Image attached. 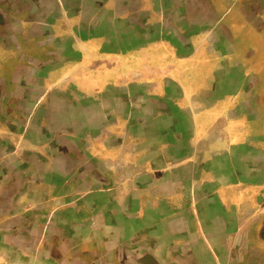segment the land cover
Instances as JSON below:
<instances>
[{
  "label": "crops",
  "instance_id": "crops-1",
  "mask_svg": "<svg viewBox=\"0 0 264 264\" xmlns=\"http://www.w3.org/2000/svg\"><path fill=\"white\" fill-rule=\"evenodd\" d=\"M55 1L44 31L58 59L39 75L53 106L91 113L53 109L56 130L100 163L127 232L161 224L152 241H188L195 264L256 255L246 235L264 219V0ZM0 141L20 170L44 160L38 134L22 143L0 125ZM5 178L0 166V191ZM48 196L22 184L14 208L30 215ZM174 220L194 227L174 233ZM24 263L51 262L0 236V264Z\"/></svg>",
  "mask_w": 264,
  "mask_h": 264
},
{
  "label": "flooded vegetation",
  "instance_id": "flooded-vegetation-1",
  "mask_svg": "<svg viewBox=\"0 0 264 264\" xmlns=\"http://www.w3.org/2000/svg\"><path fill=\"white\" fill-rule=\"evenodd\" d=\"M52 4L53 0H0V125L22 143L38 134L44 159L39 156L20 170L7 161L12 148L0 141V166L6 177L0 191L2 243L10 252L42 257L50 264H195L188 241H152L151 234L163 235L161 224L154 225L151 233L137 227L129 234L121 208L108 207L113 182L100 163L74 135L57 132L53 109L70 121H81L83 109L86 118L91 113L88 106L80 111L53 106V93L45 90L40 78L39 73L52 67L59 54L44 31ZM26 183L49 195L43 209L31 210L33 215L14 208V199ZM94 199L98 210L90 202ZM170 224L174 233L194 227L181 220ZM246 237V249L256 255L234 264H264V219L248 227Z\"/></svg>",
  "mask_w": 264,
  "mask_h": 264
}]
</instances>
